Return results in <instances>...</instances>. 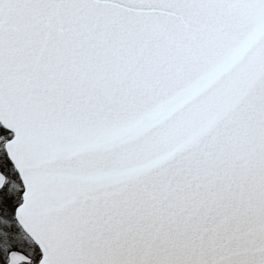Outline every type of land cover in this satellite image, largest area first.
I'll return each instance as SVG.
<instances>
[{
	"label": "snow or ice",
	"instance_id": "snow-or-ice-1",
	"mask_svg": "<svg viewBox=\"0 0 264 264\" xmlns=\"http://www.w3.org/2000/svg\"><path fill=\"white\" fill-rule=\"evenodd\" d=\"M0 264H264V0H0Z\"/></svg>",
	"mask_w": 264,
	"mask_h": 264
}]
</instances>
